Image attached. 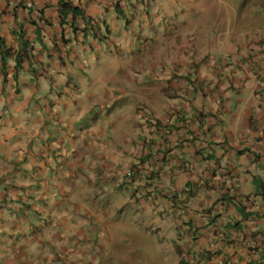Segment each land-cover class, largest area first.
I'll list each match as a JSON object with an SVG mask.
<instances>
[{"label":"crops","instance_id":"crops-1","mask_svg":"<svg viewBox=\"0 0 264 264\" xmlns=\"http://www.w3.org/2000/svg\"><path fill=\"white\" fill-rule=\"evenodd\" d=\"M236 1L0 0V264H96V230L104 232L95 247L103 256L122 257L127 242L145 250L153 233L184 264H264V0ZM215 2L229 8L233 26L220 28L214 48L207 15ZM62 3L81 15L68 13L61 24ZM161 20L180 37L163 33L172 26ZM152 33L156 52L143 51ZM189 36L198 55L205 45L220 57L208 89L189 93L186 134L174 130L162 142L143 123L121 133L109 108L126 99L167 124L161 116L177 102L152 99L164 87L189 90L186 80L167 81L187 65L179 50ZM121 47L147 73L141 80L134 71L121 86L101 83L114 64L104 52ZM215 110L223 112L216 123H192ZM128 211V222L115 220Z\"/></svg>","mask_w":264,"mask_h":264},{"label":"clouds","instance_id":"clouds-1","mask_svg":"<svg viewBox=\"0 0 264 264\" xmlns=\"http://www.w3.org/2000/svg\"><path fill=\"white\" fill-rule=\"evenodd\" d=\"M240 1L242 2V0ZM28 6L30 5L28 4ZM125 21L129 22L128 20H125ZM161 21L162 22L160 23L162 24L172 26V28L167 27L169 31H167L166 27H164L165 29L163 30V33L172 32V33L177 34L180 37L179 32L174 28V26L169 22V20H161ZM152 36H153L152 41L150 38H147V37L143 39V46H141V49L143 51L151 50V51L156 52L155 43L157 41V37L156 35H153V33H152ZM163 36L165 35L163 34ZM194 44L195 43L193 42L192 36H189L187 38L186 46L184 42L183 49L179 50L180 54L182 53V56L184 55V58L187 61V65H185L184 68L178 67V69L174 71L175 73H173L174 75L173 79L167 80L169 82H175V83H177L178 80H184V81L186 80L189 83V90L187 92L186 91L182 92V88H173V87L163 88L165 100L168 102H172V101L177 102L176 106H173L169 110L168 108L170 106L167 107L165 114L161 116V118L163 117L162 120L166 118L167 124H162V122L159 120L157 115L153 113L149 107L146 106V103H142L139 106H137V108H135V111L139 114V117L141 118V123H143L142 125L145 128V130L150 134L152 133H156L157 135L161 134L162 142H165V139L168 138L174 130H178V131L182 130L186 134L187 127L185 124H191L190 123L191 119L187 118V115L188 113H190L193 107V103L195 102V99L193 97H190L189 93L193 91V89L195 88L199 89L201 92H205L208 89L210 82H206L205 77L207 76V74H209V72L211 73V69L213 73L215 72L214 62L218 61V58L220 57L213 52L207 55H205V52H202L204 55L198 57ZM198 48L202 50L207 47L204 45ZM210 60L212 61L211 65L209 64ZM206 66H208V68ZM164 68H165L164 66H160L159 72L162 73ZM222 115H223V112L219 110H215L213 112L210 111L206 113L200 112L194 115L193 117L194 122L192 123L199 124L200 119L201 121L204 120V123H206L205 120L207 119H210V121L216 123L217 120H221ZM262 147L264 151V144ZM60 154L62 153L59 152L58 155ZM148 154H151V152H149ZM151 164H154V162L148 163V165H151ZM132 176H133V170L129 168L123 175V179L128 180V182L126 183L127 185L126 188H129V189L131 188L132 185L130 184V180L132 179ZM131 197L135 199L137 197L139 198V200H144V195L141 193H139L138 195V193L135 194L133 192L131 194ZM123 214H126V213H123ZM120 215H118L115 218V220L120 218L121 217ZM128 230L130 229H127V231ZM103 235H104V232L102 235H97V234L93 235L95 238H97L93 241V248L95 250V253L97 254L96 264H114V260L112 259V257H105V255L103 256L102 251H98L97 248H95L97 245L102 243L98 239H101ZM152 237L154 238V234L150 233L148 235V238L144 240V244H147V246L145 250H143V254H136L138 256H136L134 260L135 262H137V264H184L183 257H180V256H176L174 258L168 257L165 254V251L161 249L162 241L157 239L154 241V243H152L153 242L152 241L153 239H151ZM127 243H128V246L126 247V250H125L126 252L123 254L122 257L113 256L114 258H116V261L127 260L128 254L126 253H128L129 251L137 252L138 250H142V249H137V247H135V245H131L130 242H127ZM147 247H151V248H147ZM155 254H159L158 257L160 256L161 259L153 258ZM124 262L125 261H120L119 263L117 262L116 264H124ZM82 264H85V263H82Z\"/></svg>","mask_w":264,"mask_h":264},{"label":"rangeland","instance_id":"rangeland-1","mask_svg":"<svg viewBox=\"0 0 264 264\" xmlns=\"http://www.w3.org/2000/svg\"><path fill=\"white\" fill-rule=\"evenodd\" d=\"M236 2L241 3L240 0H237ZM232 4H235V3L232 2ZM235 5L237 6V4H235ZM222 6L223 7H219V5L215 2L214 8H213V13L211 12L207 15L208 23L210 24L211 29H212V33H211L212 40L210 41V44L214 48L217 46L216 42L219 39H221L220 35H219L220 28H229V27L233 26L232 17H230L229 19L225 18V10H226V13H229V11H230L229 8L225 4H223ZM170 9L173 11V14L175 13V10H176V13H179V8H178L177 4H175V10L171 6H170ZM232 13H233V11H232ZM229 14H231V13H229ZM215 15H217L221 19L220 18L218 19ZM203 21L204 20H201L199 22L201 24L199 27L200 36H202L201 34L203 33V31L205 29V25H206V23H203ZM243 21H244V24H247L248 18L245 17ZM222 22L225 23V27L223 26ZM220 23H221V26H219ZM104 51H106V50H104ZM201 52H205V55L212 53V52H208L207 48L202 49ZM104 53L108 54L110 56V58L114 61V64L113 63L108 64L107 66H105L106 69H102V72L104 73L105 80H103L99 76V81L101 83L106 82L107 84H110L111 86H112V84L115 86H121V84L124 81L129 82L128 77L134 71L138 72L139 77L141 78V80H143V78H142L143 75L145 73H147V69L144 68V66L147 65V63L145 61H142V60L136 58L135 56H132L130 54V52L126 51L123 47H121V50L119 53H117V51H115V48L111 49L109 52H104ZM197 56L199 57V56H201V54H199ZM209 64L210 65L212 64L211 60L209 61ZM57 76L61 79V74H57ZM53 77H52L53 80H55V78H57L55 76H53ZM163 96H164V94L155 93L153 95V99H152L153 104L161 106V104L163 102ZM109 103L110 102L107 101V104H109ZM117 104L118 105H115L114 102H112V105L110 104L111 107L109 108V110L112 112V118H111L110 124H118L121 128V133H124L126 131H131L132 125L141 123V118L139 117V114L135 111V108L132 107L131 101L129 99L121 100V103H117ZM227 107L231 108L230 105ZM119 118H121V119H119ZM138 131L140 133H142V132L145 133L143 127L140 124H139ZM47 137L50 138V134H47ZM10 154L13 155L14 152L10 153ZM29 166L30 165H23L24 168H28ZM47 173L48 172L46 171L44 173V175H46ZM251 186H252L251 184H248V187H251ZM127 190H129V188H127ZM138 195H139V193H138ZM72 199L73 200L75 199L76 202H80V198L76 194H73ZM128 199H129V196H127V200ZM136 199H139V198L136 197ZM120 216H121V220H123L124 223L129 221L132 218V214H130L129 211L127 214H121ZM96 234L102 235L103 232L101 230H96ZM144 246L146 248L147 244H144ZM105 247L106 246H104V248ZM147 248H151V247H147ZM106 250H108L107 247H106ZM126 254H128L127 260L116 261V258H114L113 256L106 255L105 257H112V259L114 260V264H116L117 262L119 263L120 261H125L124 264H137V262H135V260H134L135 257L138 256L136 254H143V250H138L137 252L129 251ZM158 255L159 254H155V256L153 258L161 259V257L160 256L158 257Z\"/></svg>","mask_w":264,"mask_h":264},{"label":"trees","instance_id":"trees-1","mask_svg":"<svg viewBox=\"0 0 264 264\" xmlns=\"http://www.w3.org/2000/svg\"><path fill=\"white\" fill-rule=\"evenodd\" d=\"M58 14H59V19H60V23L62 24L63 21L65 20V18L67 17V14L69 13L71 18H75L77 15H81V12L76 9V8H73L71 6V4H61V9L58 10ZM23 46H27V42H22ZM21 68V65L19 63V60H18V57H17V60H16V64H15V69L16 71H19V69Z\"/></svg>","mask_w":264,"mask_h":264}]
</instances>
